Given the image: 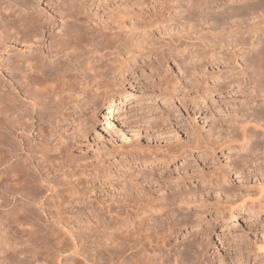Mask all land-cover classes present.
Segmentation results:
<instances>
[{
    "label": "bare ground",
    "instance_id": "1",
    "mask_svg": "<svg viewBox=\"0 0 264 264\" xmlns=\"http://www.w3.org/2000/svg\"><path fill=\"white\" fill-rule=\"evenodd\" d=\"M77 1L79 2L78 4H64L65 7L61 10L64 16L60 14V17L63 16L61 18L63 23L61 22L60 41L53 48L50 47L47 53H43L42 51H38L40 49H36L38 52L33 55L31 53L35 50V46H39L41 49L45 47V40L43 39L44 30L46 28L44 26L45 22L41 23V21H39L38 16L40 15L29 12L31 7L30 0H0V74L2 75L0 76V90L5 87L12 89L6 92L3 91L4 93L2 92V94H0V166L13 161L21 152L24 155V158L19 156L16 159V164L14 166L6 168V175L8 176V180H10L9 183H11L8 187H14L18 184L19 186L34 188L39 184L40 186L45 184L47 191L54 190L55 188L46 177L56 171L57 166L63 163L64 160L66 161L68 158V149H71L74 144H80L84 140L82 136L90 131L93 132L94 135L103 130L106 133L112 131L109 123L113 121L114 115L123 108V103L126 101L127 88L124 81V79H126L124 69L128 66L127 64L129 61L134 58L136 59V53H140L141 50L144 51V48H146V41L151 38L149 32L154 26H157L156 24L162 25V34L168 35L169 39L174 41V36L170 33L174 30H178L175 24H172L177 20L178 28L180 27V31L182 30L181 32L184 34L182 35L184 40L181 45L182 51L193 50L192 54L190 53L187 56L184 55L183 58L182 55H180L183 63V67L180 69L182 78L180 81L178 80L176 84H171V88L167 87L166 89L171 95L177 94L180 91L177 89V85L179 82L181 83L180 88L182 89L179 95L182 100L183 110L181 109V112H175V108L172 106L171 109L174 110V114L183 115V113H185L186 116L193 118L195 122V120L198 119L197 117L203 115L206 117V115L212 111V108L220 103V100L225 99V96L222 94L224 90L236 89L237 94L248 91L253 94L252 97L245 99L243 95L241 99H245L246 101L249 99L242 107V112L244 111L245 113L240 117L245 120L242 121L241 119L239 122L235 121L238 120L239 117H236L235 113L236 119L233 124H235V126L237 125V132L239 131L241 133V142L250 139V135L253 134L250 132L253 129L256 131L259 130L264 134V39L262 42L252 40L242 42L239 39L240 37H238V39H235L237 41L240 40V42H234L235 40L231 41L233 38H230L231 40L223 39L222 37L225 36H217V32L214 33L216 29L225 26L227 20H231V18L236 19L243 14L252 15V13L254 15L255 13H259L258 15L262 13L263 20L261 18V30L264 31V0H163L160 4V10H162V12L165 10L166 16H162L161 14L162 18L160 21H157L155 16H152L158 23L155 20L154 22L156 23H153V21L149 19H152V17H148L146 19L149 20L144 21L145 17L143 18L141 15H144L143 11L150 8H152L151 11L155 12L159 0H153L155 3L150 6L149 3L152 0L148 2H146V0H133L134 3H130V8L125 11L127 14L126 16L133 18V14H137L139 11L142 13L137 14L139 20L136 19V23L133 21L134 24L130 29H127L129 30V34H125L126 36H122L120 33L116 32V28L110 29L111 27H105L108 25L105 24L104 26L103 21L102 24H98L91 18V16L93 17L94 13H96L94 8L100 7V4L106 0ZM220 6H224V8L214 13V11H216L215 8L219 9ZM16 7L17 10L15 11ZM212 7L214 10L213 13L211 12ZM20 11H24L26 14L22 16L19 14ZM175 11L176 15H174ZM159 13L161 12L159 11ZM122 15L124 17V14ZM80 18L82 21H80ZM119 20L121 19L119 18ZM238 21L240 20L238 19ZM254 26L256 25L254 24ZM112 30H114V32H112ZM174 33L176 34V31ZM191 34L196 36L194 40H192V37L190 39ZM179 35L180 34H178V36ZM16 43L22 45L19 47V50H17L18 46L14 45ZM168 43L167 41L166 45H168ZM169 45L168 48H171ZM175 47H177V45ZM12 50H17L18 54L14 56L11 55L4 59V52H11ZM28 52L29 54H26ZM62 53L67 58H86V67L90 72L88 75L90 78L86 74L81 78L75 75L73 76L74 70L72 71L71 67V69H69L68 65L67 67L63 65L62 62L57 64L53 63L52 59ZM230 58H234L238 65L237 72L225 71L229 68H231L230 70L234 68L236 71L235 66H228L229 68L224 69V67L230 63ZM47 60L48 63L46 65L45 62H47ZM74 61H76V59ZM134 63H131V66H133L132 64ZM3 68L6 70V73L4 71L5 74H2ZM78 72L82 71L80 70ZM102 89H107L108 92ZM230 94L232 95V93ZM221 96H223L222 99H220ZM21 98L26 101L23 103L28 104L32 112L39 110L40 106L38 105V100H48V102H44V105H42L45 109L48 108L49 103V107L52 105L50 111L46 109L47 112H45L44 109L38 114L37 122H39V124L37 129V141L34 138L28 137L31 134L30 131L34 123L32 122L30 111L25 113L26 111L24 112L22 110L23 105L19 103ZM250 103L253 105L256 104L254 105L255 107H250ZM219 108H221V106H219ZM223 109H225V107ZM239 114H241V112ZM102 115L105 116V120H101L100 117ZM210 117H212L211 113ZM217 117L218 116H216V119H218ZM233 119L234 118L231 117V120ZM215 121L214 123L211 121V123H213L212 125H215ZM221 122L223 123V121ZM212 131L209 132L212 133ZM200 133L190 136L189 133L185 132V140H183L184 137L180 139V141L183 140V145L181 146L183 149L182 155L207 154V152H209L208 155H214V151L219 149L218 151L221 153V156L228 157L230 147L225 144L227 138H220L223 134L218 136V138L216 135L214 138V136L212 137L210 134L204 136L203 132L202 135ZM205 134L207 133L205 132ZM22 135H25L27 138L25 142L18 141ZM211 137L214 139L212 140ZM80 139L83 140L80 142ZM32 140H34V143H31ZM15 142H18L17 146L14 145ZM2 146L6 147L5 152L2 151ZM236 148L241 149L242 146H237ZM227 150L228 152L225 153ZM163 152L166 155L163 153L164 156H160V152V158H156L155 155L147 156V154L142 152V155L129 154L130 157H128V159L129 161L131 159V162L140 161L147 165L157 162L156 160H160L167 165L178 161L176 156H168L170 151ZM126 159L124 160L126 161ZM188 160L189 159H184L182 163H191ZM235 166L236 164L233 167ZM88 167V165L81 167L83 169L80 170L76 181L79 184L87 185L86 187H91L92 191L95 187L99 194L102 193V204L95 203L93 200L81 201L78 205L81 206L80 209H84L79 215L75 213L80 211V209L78 210L76 205H72L70 201H63L57 207L62 205L69 208V210L72 211L71 215H76L78 219L80 218L83 221H81L82 223L78 221L81 225H84L85 222H87L85 223V225H87L89 222L87 220H90V218L94 219L97 217V219H102V228L100 227L102 233L98 231V228L95 226L98 232L94 229L95 231L92 230L91 235H93L94 232V234L99 235H96L98 238H95L93 241L91 240L92 243L90 242L88 246H83V248L77 245L78 241L76 242L73 240V246L68 249L70 252L69 256H63L62 253H64V251L62 250V252H60L59 250V257L64 259L61 262L59 261L60 258L57 257V264H194V260L197 257V259H200L202 256L201 254L199 258L196 254V250L200 249H196V247L200 243L198 244L199 241L197 242L196 236L193 235L195 231L190 234L188 233L189 235L187 234V237L184 238L186 240L183 239L177 247L174 246V249L170 248L167 243L169 242L167 239L168 236H175V238L178 236L184 237L182 228L187 225L188 220L193 219L192 217L199 219L201 215H213L215 212L217 213V211H220L221 213H219L224 219L232 217H248L250 219H252V217L258 219L261 217L264 218V188H262L261 184H256L264 179H255L258 180V182L255 181L254 183L258 185V187L255 185L257 187V193L256 191L254 192L257 194H254L256 199L253 200L251 198L253 196L249 197V195V201L243 200L246 196H244L243 192L242 195V193L237 190L238 188L224 186V184H229L231 172L239 168L236 167L235 170L230 168L229 170V164L228 167L226 166V173L220 176L214 174L216 177L212 175V177L202 178L201 181L203 182L201 183L202 185L200 184V188H197L198 190L191 191L190 189H183L182 186L176 185L178 188L173 190L174 192L171 191L167 193L169 196V198L167 196L168 199L163 198L162 195V198H154L152 197L153 195L151 196V194H149V196H151L150 198L146 195L148 194L146 190L148 188L145 189L143 184L148 185L150 188V185H153V183L148 179L152 176L149 175L150 178L146 176L147 179L144 177L145 174L143 175L141 173L143 177L140 181L137 180V183L135 179H131L132 177L129 179L133 182H128L126 180L128 178L127 176L124 178V182L127 181L128 185L129 183L130 185L128 186L126 183H124L125 185H123V187L120 185L121 195L118 200L114 199L113 201V199H111L113 203L109 202L111 200L107 201V195L105 196L108 190L110 173L99 169L87 170ZM224 167L222 170H224ZM219 170L217 172L221 171ZM135 171H137V173L139 172V170ZM203 171L204 170H202V172ZM126 173H124V175ZM220 173H223V171ZM245 173L236 171L233 174H236L238 178L240 177L246 180V178L243 177ZM139 174L140 172L137 174L139 178L136 177V179L141 178L140 176L142 175L140 174L139 176ZM131 175L132 174H130V176ZM202 175L204 174L202 173ZM123 176H121V179ZM206 176H208L207 173ZM133 178H135V176ZM191 189L194 188L191 187ZM144 191L147 192L145 193ZM155 196H157V194ZM165 196L166 195H164V197ZM41 197L32 196L28 202H24H27L26 206H28L29 203H33L31 205L36 204L37 206L41 204L40 210L42 209V213H45V217H48L51 213H49L48 210L44 212L42 200H40L42 199ZM210 199H214V202H210ZM238 201L241 202L238 203ZM98 206H100L99 209ZM24 208L25 206L22 207L21 217L19 212H16L15 218L24 219L32 217L30 212ZM214 217L215 215L211 217V219L213 218L215 220L216 218ZM211 219L209 220L208 217V222H211ZM78 222H75V220H67L65 223L66 226H62L61 228L64 230L63 232H66L65 234H71L72 231H70V229L76 227ZM10 223L11 221H6L0 224V264L8 263L7 258L9 257H5L4 251L9 247L15 249H12V252L15 251L13 253L19 263L23 260L22 251L19 252L16 250L19 245H21L18 244L19 240L13 241L12 236H9L15 235L16 238L17 235H22L23 231L18 228L14 230L12 227L13 224L11 225ZM214 225H211V227ZM67 227H69V229H67ZM202 228L204 230L205 226ZM206 232L204 234H206ZM186 233L187 231L185 234ZM78 234L82 235V233ZM91 235L87 237L91 239L90 237L94 236ZM70 236L73 237V232ZM27 244L25 246H27ZM22 245L21 247H25ZM179 247H182L181 250ZM11 258H13V256Z\"/></svg>",
    "mask_w": 264,
    "mask_h": 264
},
{
    "label": "rangeland",
    "instance_id": "2",
    "mask_svg": "<svg viewBox=\"0 0 264 264\" xmlns=\"http://www.w3.org/2000/svg\"><path fill=\"white\" fill-rule=\"evenodd\" d=\"M30 1H31L30 3L31 7L29 9V12L30 13L33 12L35 15H40L38 16V19L39 21H41V23L45 22L44 26L46 27L44 30V36H43V39L45 40V47L41 49V47L35 46L34 51L36 53L33 51V53L31 54L33 55L37 54L38 51L47 53L50 47L53 48L61 39V24L63 23L61 21V18L64 16V14L61 13V10L63 7H65L64 4L66 3L78 4L79 2L77 0H30ZM148 1L149 0H146V2ZM162 2L163 0L158 1L155 12L151 11L152 8L146 9L145 11H143L144 15L142 14L141 17L142 16L143 18L145 17L144 21H147L150 19L151 21H153V23H156L157 21L161 20L162 16H166L165 15L166 11L164 10L162 12V10H160L161 9L160 4ZM244 2H248V1H244ZM130 3L131 4L134 3L133 0H106L105 2L100 4V7L94 8V11L96 10V13H94L93 17L91 16V18L95 21V23H98V24H102L104 22L103 23L104 26L105 24L109 26V27L105 26L107 28H110V27H111L110 29L116 28L115 31L120 33L122 36L127 33L129 34V30L127 29H130V27H132V25L134 24L133 21H135L136 23V21L139 20V18L137 17V14L142 13L139 11V13L132 15L133 18H130L129 16L127 17L126 16L127 14L125 13V11H127L130 8V5H131ZM154 3L155 2L153 0L150 1L149 6ZM213 7L211 9L212 13L214 11ZM223 8L224 6H220L219 9L215 8L216 11H214V13L219 12ZM16 10H17V7L15 8V11ZM159 11L161 13H159ZM121 13L124 14V17ZM19 14L23 16L26 14V12L20 11ZM60 14L63 16L60 17L61 16ZM116 14H117V17L119 16L118 18L116 17ZM258 14L259 13L257 14L255 13V15L253 13L252 15L243 14V15L238 16L236 18L237 20L234 18H231V20H227V24L225 26L220 28L221 30L217 27L220 31L216 29L214 33L217 32L216 33L217 36L218 35L225 36V37H222L223 39L231 40L230 38H233L231 41L235 40L234 42L237 41L235 38L238 39V37H240L239 39L242 42H248V40L262 42V40L264 39V31L261 30L262 29L261 21L263 20V18H262V13L260 15ZM174 15H176V11ZM113 16L114 18L115 17L116 18L114 19ZM152 16L153 17L155 16L157 21ZM148 17H152V19L151 18L146 19ZM81 18H80V21H82ZM119 18L121 20H119ZM238 19L240 21H238ZM154 20L156 22H154ZM172 24H175V26L178 29L170 33L174 36L173 37L175 39L174 41L169 39L168 35L162 34V29H161L162 25L156 24L157 26H154L150 30L151 33L149 32V35L151 38H149L145 44L146 45L145 47L147 49L144 48L143 46L144 51L141 50L140 53L139 52L136 53L137 54V55L135 54L136 59L134 58L133 60L129 61V63L127 64L128 66H126L124 69L125 70L124 74L126 78L124 79V81H125L126 88H127L126 101L123 103V108L120 109V111L116 115H114L113 121L109 123L111 125L112 131L109 133H106L103 130V131H100V133L96 135H94L93 132L90 131L89 133L82 136L84 140L80 139L79 140L80 142L83 140L80 144H74V146H72L71 149L70 148L68 149L69 150L67 153L68 158L66 159V161L64 160L65 162L63 161V163L57 166L56 171H54L52 174L47 175L46 177L51 182L53 187L55 188L54 190L47 191L45 184H43V186H40L39 184L37 187H34V188L19 186L18 184L17 186H14V187L12 186L8 187V185H10L11 183H9L10 180H8V176L6 175L5 170L6 168L14 166L16 164V159L19 156L21 158H24V155L22 154V152L20 155L15 157L13 161L9 162L8 164L0 166V198H1L0 199V211H1L0 212V224L6 221H11L10 224L11 225L13 224L12 226L13 229L16 230L18 228L21 231H23V234L17 235L16 238H15V235H9V236L10 237L12 236L13 241L19 240L18 241L19 243L18 242L16 243L21 244V245L23 244L22 246H25L28 243L27 246L21 247V245H19V247L16 249L17 251L19 252L22 251L23 253L22 254L23 260L21 261L22 263L18 262L15 254L13 253L15 251L12 252L13 248L11 247H9L8 249L6 248V251H4L5 257L6 258L9 257L7 258L8 260L7 264H15V263L17 264L18 263L19 264H23V263L24 264H57L58 263L57 257L60 256V252H62V250L64 251V253H62L63 256H69L70 252L68 251V249H70L73 246L72 244L73 240H75L76 242L78 241L77 245L83 248V246L84 247L88 246L90 242L92 243V241L95 238H98L97 236L99 235L94 234V232H93L94 236L91 235L92 230L94 229L96 230L98 228V231L102 233V230H101L102 219H97V217L96 218L93 217L95 219L94 220L90 218V220H87L90 222V223L88 222L87 224L89 227L85 225V223L87 222H85L84 225L82 224L83 225L82 226L80 223H82L83 221L80 218L78 219V216L71 215L72 211H70L69 208H66L62 205L57 207L63 201L72 202V205H76L78 210L81 207L80 205H78V203H80L81 201L93 200L95 203L102 204V193L99 194L98 190H96L95 187H94V190L92 191L91 187H86L87 185H82L81 183L79 184L76 181L80 170L83 169L81 167L85 165L89 166L87 170L99 169L101 171L102 170L108 171V173H110L109 174L110 175L109 185L107 187L108 190L106 192L107 194L105 193V196L107 195L106 198L108 199L104 197L107 201L111 199H113V201L114 199L118 200L119 196L121 195L120 193L121 186L123 187V185H125L124 183L128 185V182L130 181L131 183L133 182L132 180L134 179L137 183L138 182L137 180L140 181L144 174H145L144 177L146 176L148 177L149 175L152 176L151 178L149 176L150 179L146 177L148 180H150L153 183L154 186L150 185V188L152 189H150L148 185L143 184V187L145 189L148 188L146 189L148 191V192L146 191L148 193L146 195L150 198L152 195H153L152 197L154 198H162L161 197L162 195L163 198L168 199L169 196L167 193L173 190H176L178 188L176 185L182 186L183 189H190L191 191L198 190L200 188L199 187L200 184L203 182L201 181L202 178L209 177V176L212 177V175L213 177H216V176H220L221 174L226 173L225 171H226V168L228 167V164H229V167H228L229 170L230 168L233 170H235L236 167H239V168L231 172L232 174L229 179L230 185L224 184V186H232L234 188H238L237 190L240 191L241 193L243 192L244 196H246V198L243 200H248L249 197L251 196H253L254 198L253 197L251 198L255 200L256 199L255 195L257 194H255L254 192L256 191L257 193L258 185L261 184L262 188H264V180H263L264 179V134L263 132H260L259 130L256 131L255 129H253L255 132L253 130H252L253 132L252 131L250 132V133H253L250 135L251 136L249 139L250 141L247 140V141L241 142L240 140L241 133L239 131L237 132L236 130L237 125L235 126V124H233L234 120L236 119L235 113H236V117L239 116L238 120H235V121L239 122L241 121V119L242 121L245 120L244 118H240L245 113L244 111L242 112V109H243L242 107L249 100L248 99L246 101L245 99L248 97H252L253 94L251 92L243 91V93L237 94L236 89L224 90L222 94L223 96H225V99L220 100V103H218L220 105L217 104L216 107L212 108V111L210 112L212 117H210V113L207 114L206 117L205 115L201 117L199 116L197 117L198 119L195 120V122L196 121L198 122V123L196 122L197 124L194 122L193 118L186 116L185 113H183V115L174 114L173 112L174 110L171 109V107L173 106L175 108V112H181V109L183 110L182 100L179 95L182 89L180 88L181 83L179 82L177 85V89L180 90L179 93H177L179 97L177 94L171 95L166 89L167 87H170L171 84H176L178 80L180 81L182 78L180 69H182L183 63H182V59L180 55H182V58H183L184 55L187 56L190 53L192 54V51H193L192 49L184 51V52L182 51L181 45L184 42L182 35L184 34L181 32L182 30L180 31L181 28L180 27H179L180 29L178 28L177 20L175 21V23H172ZM254 24L256 26H254ZM222 30L225 32H223ZM175 31L177 35L174 33ZM112 32H114V30H112ZM237 33H238V36H237ZM178 34H180L179 36L181 38L178 36ZM192 35L195 36L194 34H191L190 39L192 37V40H194L196 36L193 37ZM177 36L179 39L177 38ZM228 40H225V41H228ZM240 40L237 42H240ZM167 41L169 42L168 45L170 44L169 47L171 46L172 49L168 48V45H166ZM14 45L18 46L17 50H19V47L22 46V45H19L18 43ZM174 45L175 46L177 45V47H175ZM36 49H40V50L36 51ZM169 49H171L170 51L172 52L168 51ZM17 50L15 51L12 50L11 52L5 51L3 54L4 59L8 58L11 55L14 56L18 54ZM26 54H29V52ZM75 59L76 61H74ZM75 59L73 57L67 58L62 53L56 58H53L52 60H53V63L55 64L62 62L63 65H66V66L68 65L69 67L68 66L67 67L69 69L72 68L71 70L72 71L74 70L72 74L73 76L75 75L76 77H79V78H81L82 76H85V74L88 76L90 72L87 70V67H86V58L82 57L80 59L79 58H75ZM48 60L47 62H45L46 65L48 63ZM229 62L231 64L228 63V65L224 67V69L235 66L236 71L234 68L233 70H230L231 68H229L225 71L229 70V71L237 72L238 65L236 64L234 58H230ZM131 63H134L132 64L133 66H131ZM80 70L82 72H78ZM2 71H3L2 74L6 73L5 68H3ZM0 76L2 75L0 74ZM88 77L90 78V76ZM13 81L15 82L14 79ZM7 90H12V89H9L6 87L3 89L1 88L0 94H2L3 91L6 92ZM102 90H104L105 92H108L107 89H102ZM230 93H232V95ZM243 95L245 99L241 100L243 98ZM223 96H221L220 99H222ZM20 100H19V103L23 105L22 107L19 104L22 107V110L24 112L26 111L25 113L30 111V116L32 118V122L34 123V126L32 130L30 131L31 134L28 137L34 138L37 141L38 140L37 129H38V124H39V122H37L38 114L40 113V111L45 109L44 107H42V105H44V102H48V100L47 101L46 99H42L40 101L38 100V105L40 107H39V110L37 109L38 111L36 112L35 111L32 112L28 104L23 103L26 101H24L22 98ZM49 105L50 103L48 104V108L46 109L47 110L49 109L50 111V109L52 108V105L50 106L51 108L49 107ZM254 105L250 103L249 106L255 107ZM219 106H221V108H219ZM224 107L225 109H223ZM46 109L44 110L45 112H47ZM228 110L230 111V113ZM240 112L241 114H239ZM231 113H233L234 115ZM216 116H218L217 117L218 119H216ZM231 117H233L234 119L231 120ZM100 118L101 120H105V116L103 115ZM210 120L213 123L215 121V125H212L213 123H211ZM221 121H223V123ZM196 128L199 130H197ZM212 130L214 131V133ZM184 131L189 133L190 136L191 135L194 136L195 134L201 132L200 133L201 135L203 133H204L203 134L204 136H207L208 134H210L212 137L214 136V138L216 135L218 138V136L223 134L220 136V138H223V137L225 139L227 138V142L225 144L226 146L230 147V150H229L230 154L228 153V157L221 156V153L218 151L219 149H216L214 151V155H212L211 153H210L211 155H208L209 152H207V154L199 153V154L182 155L183 149L181 146L183 145L182 141L185 140ZM209 131H212V133H210ZM205 132L207 134H205ZM182 137L184 138L182 141H180ZM228 138H231V139H228ZM26 140L27 138L25 137V135H22L18 139V141H23V142H25ZM31 143H34V140H32ZM17 144L18 142H15L14 145L17 146ZM237 146H242V148L237 149L236 148ZM1 149H3L2 151L4 152L6 151L5 150L6 147L2 146ZM166 150L168 152L170 151L168 153V156L171 155V156L177 157L176 159L178 161L176 163H171L170 165H167V164L162 163L160 160H156L157 162L147 165L146 163H142L140 161L131 162V159L130 161L128 159V157H130L129 154H136V155L141 154L142 155V152L144 154H147V156L155 155L156 158H160V156H164L163 151L167 152ZM159 151L161 152V154ZM171 152L173 153V155ZM227 152L228 150L225 151V153ZM126 156H127V159H126ZM124 159H126V161ZM184 159H189L188 161H190L191 163L189 164L182 163ZM232 164L233 166L236 164V166L233 167ZM223 167H224V170H222ZM142 168L143 169L145 168V169L143 170ZM217 169L218 170L220 169L221 171H223V173H220L221 172L220 170H219L220 172H217L218 171ZM135 170H139L140 174L141 173L143 174V175L141 174L142 176H140L139 174V176L141 177L140 179H136V177L139 178L137 176L139 172L137 173V171ZM202 170L204 171L202 172ZM236 171H240L243 173L246 172L244 174L245 176H243L246 178V180L240 177L238 178L236 174H233ZM205 172L207 173L208 176H206ZM124 173H126L125 174L126 176L124 175ZM129 173L132 175L130 176ZM202 173L204 175H202ZM214 174L215 175L217 174V175L215 176ZM121 176H123L122 178L123 180L121 179ZM127 176L128 178L126 180L128 182L127 181L124 182L125 180L124 178H126ZM134 176L135 178H133ZM110 178L112 181L110 180ZM129 178H131L132 180ZM256 178H261L263 181L259 180L260 181L259 183L258 180H255ZM255 181L258 182L256 183L258 185L254 184ZM191 187L194 189H191ZM149 194H151V196H149ZM156 194L157 196H155ZM163 194L166 196L164 197ZM32 196H36V197L42 196L41 197L42 199L40 200H42V207L44 208V212L48 210L49 213H51L50 215H48V217H45V213H42V209L40 210L41 204L37 206L36 204L31 205L33 203L31 204L29 203V205L26 206L28 200H30ZM24 201H27V202H24ZM113 201L111 200L109 202L113 203ZM210 202H214V199H210ZM240 202L238 201V203ZM23 206H25L28 212H30L32 217L24 218V219L23 218L18 219L17 217L15 218L16 212L17 213L19 212L20 217H21L22 215L21 210H23L22 209ZM99 208L100 206H98V209ZM83 209L84 208H81L80 211H77V213L75 214L77 215L81 214ZM219 212L220 211H217V213L215 212L213 215H209V214L208 215L204 214L203 216L201 215L199 219H195L194 217H192L193 219L188 220L187 225L184 228H182V231H183L182 234L184 235L183 238L179 236L176 238L175 236L173 237L168 236V238L166 237L168 241L170 242V243L167 242L170 248L174 249L175 247H177L180 244V242L184 238L187 237L188 233L190 234L195 231L193 235L196 236L195 238L197 242L199 241L198 244L199 243L201 244V246L200 244L197 245L196 249L200 248L201 250L197 249L196 254L199 256V258L201 254L202 256L200 259H197L198 258L197 257L196 258L197 260L195 259L193 262L194 264L195 263L197 264H208V263L209 264L211 263L212 264L213 263L214 264H264V218L261 217L258 219L256 217H252V219H250L248 217L246 218L245 217H234V218L232 217V218L224 219L220 215L221 212L220 213ZM214 215H215L214 218H216L215 220L213 218L211 219V217H213ZM204 217H205V220H204ZM208 217H209V220L211 219V222H208L209 221ZM67 220H70V221L75 220V222L80 221V223L78 222L76 227H74L73 229H70V231L73 232V237L70 236L72 232L71 234L67 235L65 234L66 232H63L64 230L61 228L62 226L64 227L66 226L65 223L67 222ZM201 220H204V221H201ZM211 225H214L212 226L213 228L211 227ZM95 226L97 228H95ZM204 226H205V229H204L205 231L202 228ZM89 228L91 232L89 231ZM67 229H69V227H67ZM185 230L187 231L186 234H185L186 232ZM196 230H199V231H196ZM205 232L206 234H204ZM78 233H82V235H79ZM89 235L93 237H90L91 239H89L88 238ZM206 239H207V242H206ZM208 239H209V242H208ZM205 243H206V246H205ZM20 248L21 249L23 248L24 250L23 249L21 250ZM181 248L182 247H179L180 250ZM12 256L13 258H11ZM63 259L64 258L61 257L59 261L62 262Z\"/></svg>",
    "mask_w": 264,
    "mask_h": 264
}]
</instances>
